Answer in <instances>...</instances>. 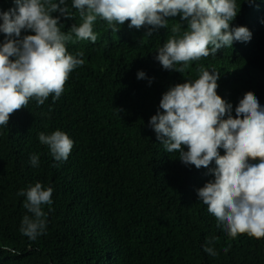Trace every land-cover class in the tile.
<instances>
[{
  "label": "trees",
  "instance_id": "trees-1",
  "mask_svg": "<svg viewBox=\"0 0 264 264\" xmlns=\"http://www.w3.org/2000/svg\"><path fill=\"white\" fill-rule=\"evenodd\" d=\"M66 3L72 18L53 15L69 34L81 21L72 0ZM236 4L230 25L247 27L251 39L221 47L184 73L156 59L173 26L180 27L176 35L186 30L180 15L151 36L150 26L130 28L126 21L114 32L100 18L93 24L95 43L71 34L66 48L72 55L83 51L85 62L70 73L61 96L50 95L43 105L32 98L0 126V264H264V238H230L198 197L214 180L215 161L207 168L186 165L178 152L165 150L149 123L163 112V94L196 79L201 65L220 74L216 91L233 116L249 91L264 108V0ZM15 6L0 0V11ZM6 39L0 32V44ZM139 71L145 78L138 79ZM57 129L73 140L64 161L39 141L40 132ZM37 182L53 191L52 204L43 206L46 232L33 241L20 231L23 216L31 214L17 193ZM210 237H218L215 257L204 251Z\"/></svg>",
  "mask_w": 264,
  "mask_h": 264
},
{
  "label": "clouds",
  "instance_id": "clouds-1",
  "mask_svg": "<svg viewBox=\"0 0 264 264\" xmlns=\"http://www.w3.org/2000/svg\"><path fill=\"white\" fill-rule=\"evenodd\" d=\"M14 3V8L0 11V32L7 37L0 44V126H6L10 115L27 107L32 98L43 105L50 95L53 100L61 96L70 73L85 62L83 51L70 54L66 42L74 33L79 40L95 43L93 24L97 18L114 32L126 21L130 28L150 26L146 35L151 36L153 29L168 27V18L180 15L186 30L176 35L180 27L173 26V35L158 49L156 59L164 69L181 73L192 62L215 55L234 41H249L252 35L245 26L230 25L238 13L236 0H72L71 7L81 22L74 23L69 34L61 31L59 22L60 16L73 17L66 0ZM56 12L60 16H54ZM22 30L30 34L21 37ZM177 64L182 66L177 68ZM137 75L145 78L143 71ZM219 76L199 66L196 79L177 83L163 94V112L153 115L149 123L165 150L178 152L186 165L207 168L215 161L214 180L197 194L217 227L230 238L241 234L264 238V108L249 91L233 116L232 105L217 94ZM38 135L55 160H67L73 140L66 132L57 129ZM30 163L37 166L38 155L32 154ZM52 191L37 182L17 193L25 197L23 207L31 214L23 216L20 226L30 240L46 232L43 206L52 204ZM217 239L210 237L204 245V251L213 257L218 255L212 246ZM229 248L223 251L227 253Z\"/></svg>",
  "mask_w": 264,
  "mask_h": 264
}]
</instances>
